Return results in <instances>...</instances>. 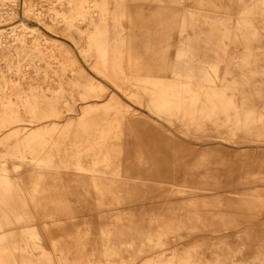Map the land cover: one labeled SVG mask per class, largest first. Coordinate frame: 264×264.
<instances>
[{"label":"rangeland","instance_id":"374dc122","mask_svg":"<svg viewBox=\"0 0 264 264\" xmlns=\"http://www.w3.org/2000/svg\"><path fill=\"white\" fill-rule=\"evenodd\" d=\"M122 3L127 13L120 19L122 33L131 39V52L149 61L148 68H155L164 61L172 64L177 59L181 37L208 30V26L200 22L194 30L189 28L180 33L177 27L184 12L227 14L232 25L239 15L235 0H125ZM214 4L218 6L213 7ZM30 5L33 10L29 12ZM107 6L110 12L107 19L112 24L111 12L117 9L119 2L107 0ZM56 11L63 12L64 18H53ZM36 13L42 14L38 17ZM71 13L68 0H0V28L7 29V34L11 27L21 24L34 27L39 31L34 35H39L47 55L52 51L57 54L56 59L48 58L50 65L41 62L42 69H48L47 76L44 71L38 72L33 66L23 64L22 68L28 69V75L32 76L24 80V85L40 86L51 96L52 89L59 84L50 78L54 68H59L58 60L71 58L76 64L67 67L63 81L66 86L77 79L87 82L88 77L103 87L99 102H106L113 94L125 105L120 145L124 171L130 174L125 173L117 182L119 191L99 193L89 180H81L77 170L49 167L43 170L45 178L41 190L34 192V165L12 156L2 162L7 146L0 143V167L8 169L16 185L10 202L19 211L33 213L32 220L25 218L17 225L21 230L13 234L16 239L10 241V246L15 254L21 255L20 248L26 244L21 239L24 236L21 231L33 229L35 223L39 231L36 242L51 253L54 264L90 261L108 264L112 258L115 261L109 264H145L187 250L196 251L202 264L212 263L218 254L226 253L232 264H258L256 255L264 252V145L253 147L252 141L246 140L243 134H224L230 140H239L238 144L197 143L196 136L201 132L193 133L179 121L157 120L145 97L140 101L132 95L135 83H128L127 91H123L93 68L90 62L93 58L83 55L85 36L91 29L89 18L76 20L79 31L67 30L65 21ZM56 38L64 44L67 55L52 50L51 41ZM28 41H33L32 35H28ZM244 53L242 44L228 42V49L222 55L224 59L219 62L217 83H221L223 77L242 76L239 61L233 58L242 57ZM256 54L254 66L264 70V51H256ZM8 55L11 54L7 50H0V69L8 70L7 60H15V56ZM213 57L211 51H197V59L209 61ZM161 74L173 77L168 70ZM16 76L13 74V78ZM255 78H264V71L255 74ZM67 97L74 102L75 110L68 111L63 106V113L57 119L61 124L74 119L84 104L74 89ZM237 98L240 99L238 93ZM260 102L258 105L264 111V101ZM251 138L264 140V137ZM18 196L25 199L27 207L18 201ZM195 212L206 224L184 228L170 234L166 243L146 246L139 252L142 244L147 243L148 234L155 235L165 227V222L185 219ZM42 220L49 222L55 244L46 238ZM222 220L229 224H223ZM28 248L32 254L39 252L34 249V239L28 240Z\"/></svg>","mask_w":264,"mask_h":264},{"label":"bare ground","instance_id":"6f19581e","mask_svg":"<svg viewBox=\"0 0 264 264\" xmlns=\"http://www.w3.org/2000/svg\"><path fill=\"white\" fill-rule=\"evenodd\" d=\"M68 1L72 13L65 21L67 30L79 31L76 20L89 18L91 29L85 36L83 55L93 58L90 61L93 68L123 91H127L128 83H135L136 90L132 95L140 101L145 97L148 108L157 115V120L171 123L179 121L187 130L201 132L200 136H196L199 138L197 143L238 144L239 140H230L224 134H243L249 138L246 140L252 141L253 147L264 145L263 139L251 138L264 137V111L258 105L264 101V78H255V74L264 70L254 66L257 62L254 58L256 51H264V0H235L239 11L235 25L231 24L227 14L184 12L177 27L180 33L189 28L194 30L200 22L205 23L208 30L200 31L202 35L198 33L184 39L181 37L176 61L172 64L160 62L155 68H148L149 61L145 62L139 54L131 52V39L122 33L120 19L127 14L122 3L125 0H116L119 6L111 12L112 24L107 19L110 13L107 0ZM32 10L30 5L27 11ZM41 14L36 13L38 17ZM64 16L63 12L56 11L53 18ZM6 31L0 28V50H7L16 58L14 61L7 60L10 66L8 70L0 69V143L7 146L6 152L2 154V162L6 161L7 156L29 160L34 165V192L41 190L40 185L45 178L43 170L49 167L77 170L81 180H89L99 193L119 191L117 182L125 173L130 174L124 171L120 145L125 105L113 94L106 102H99L103 87L88 77L87 82L82 83L77 79L66 86L63 81L67 67L76 64V60L71 58L58 60L59 68H54L50 78L59 84L52 89L51 96L40 86L24 85V80L32 76L28 75V69L22 68L23 64L33 66L38 72L44 71L47 76L48 69L43 70L41 62L50 65L48 58H58L52 50L57 49L67 55L66 50L56 38L51 41L52 52L47 55L39 35H34L39 34V31L25 24L11 27L7 34ZM28 35L33 36L32 42L28 41ZM228 42L243 45V56L233 58L239 61L242 76L232 79L223 77L221 83H217L219 62L224 59L222 55L228 49ZM202 49L213 52L214 57L209 61L197 59V51ZM197 65L204 66L195 68ZM167 70L173 73L172 78L161 74ZM13 74L17 76L13 78ZM73 89L79 93L83 107L74 119L61 124L57 119L63 113L62 107L66 106L68 111L75 110L74 102L71 103L67 97V93L71 94ZM15 188L8 169L0 167V264H52L51 253L36 242L39 231L35 223L33 229L24 228L21 231L24 232L21 239L26 241L25 246L20 248L21 255L17 256L10 246V241L16 239L14 232L21 230L17 225L25 218H33L30 210L24 213L11 204L10 194ZM19 200L23 206H28L25 199L18 196ZM222 223L229 224L226 220H222ZM41 224L46 238L55 244L49 222L42 220ZM195 224H206L205 219L196 212L185 219L167 221L157 234L146 236L147 243L142 244L139 252L146 246L166 243L170 234L192 228ZM33 239L34 249H39L34 254L28 248V240ZM196 254V251L187 250L171 258L154 259L145 264H202ZM256 258L258 264H264L263 251ZM114 261L112 258L107 263ZM83 264L95 263L90 261ZM204 264L232 262L226 253L218 254L212 263Z\"/></svg>","mask_w":264,"mask_h":264}]
</instances>
